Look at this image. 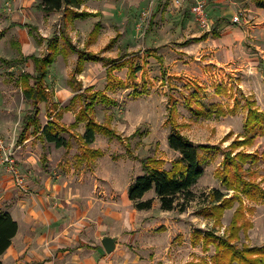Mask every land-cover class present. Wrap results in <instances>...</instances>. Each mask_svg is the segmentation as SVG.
<instances>
[{
    "label": "rangeland",
    "instance_id": "374dc122",
    "mask_svg": "<svg viewBox=\"0 0 264 264\" xmlns=\"http://www.w3.org/2000/svg\"><path fill=\"white\" fill-rule=\"evenodd\" d=\"M20 1L0 0V159L13 151L23 182L18 183L5 164L0 166V181L13 183L19 196L48 198L53 209L61 207L56 203L61 196L101 198L108 194L119 198L142 170L144 158L159 159L169 170L179 158L168 143V105L173 95L180 132L195 143L219 148L202 153L206 158L204 173L192 189V203L188 202L194 206L192 214L208 205L207 195L213 189L228 195L234 192L223 185L217 171L223 170V148L247 134L246 100L264 112V8L257 7L255 0H206L207 28L192 12L195 0H83L79 10L97 9L99 15L76 18V13H69L71 17L66 19L63 10L41 11L39 0L30 4ZM236 15L239 21H235ZM14 21L28 22L36 29L30 36L27 30L11 28ZM60 30H65L76 49L103 59H88L77 72V50L66 40L59 41L63 51L49 67L48 96L39 104V116L44 124L54 118L65 125L62 134L69 146L57 147L30 128L24 157L16 152L17 139L32 103L24 96L19 78L22 72L35 73L27 55L48 52L43 35L50 38ZM109 58L115 63L108 64ZM87 87L89 93L101 92L113 101L107 105L98 99L92 113L117 135L97 132L95 140L87 143L81 137L86 122L72 125L84 106L83 99L74 97ZM198 104L206 108L221 105L226 114L198 116L194 113ZM254 132L255 139L238 145L233 154L241 150L259 154L254 161L244 162L243 169L245 177L264 190V119ZM96 149L103 154L91 156V150ZM7 192L10 195L11 191ZM179 199L183 200L182 195ZM237 205L225 209L219 224L198 214L203 216L197 222L199 227H214L217 234L226 235ZM246 205L253 208L247 212L252 226L247 232L240 231L236 243L264 244V198L246 200ZM96 207L89 212L92 219L82 217L90 220L94 231L101 220L98 215L102 216ZM214 253L213 245L205 251L210 264ZM120 256L128 260L126 264H137L126 253Z\"/></svg>",
    "mask_w": 264,
    "mask_h": 264
},
{
    "label": "trees",
    "instance_id": "16d2710c",
    "mask_svg": "<svg viewBox=\"0 0 264 264\" xmlns=\"http://www.w3.org/2000/svg\"><path fill=\"white\" fill-rule=\"evenodd\" d=\"M83 0H41L39 7L46 13L54 11H65V19L69 13L76 17L90 15L88 12H76L82 5ZM257 7L264 8V0H255ZM21 27H29V31L33 32V27L28 24H20ZM61 37L77 50L79 56L77 60L76 71H80L82 64L86 60L103 59L93 53L85 52L76 49L72 44L64 30H61ZM60 36L54 34L47 40L48 52L42 56L31 54L26 56L31 59L34 64L35 73L22 72L19 82L24 93V96L31 101L32 110L26 114L22 120L21 131L18 135L17 143H23L28 136V130L33 129V132L49 142L55 143L57 147L69 146V142L63 136L62 131L65 125L57 123L54 118L49 119L45 124L40 119V102L45 101L48 96L46 88V78L49 67L55 62L56 58L63 49L59 48ZM108 64L115 63L112 59L107 60ZM135 71V70H134ZM91 88L87 87L84 91L74 97L84 100V106L76 114V122L72 125L85 121V132L81 135L87 143H92L95 140L97 132L106 135H117L116 132L100 124L93 116V109L98 99L109 105L113 101L101 92L89 93ZM136 91V90H135ZM196 92V91H195ZM194 96H197L194 94ZM174 96H169L170 104L168 105L169 116L168 123L171 132L168 136L169 146L177 151L180 156L173 163L172 169L162 167V161L153 157H146L142 161V174L136 176L128 188L129 198L134 202L137 209H149L153 205V198L143 199L145 193L154 189L157 197L160 199L161 208L163 210H173L178 208L180 211L186 209L188 202L194 195L192 187L197 183L198 179L204 173L203 163L206 158L203 157V151L210 149L219 150L216 146H208L206 144H198L190 140L187 136L182 134L179 126L175 122L176 105ZM87 101V102H86ZM249 110L245 120V130L247 134L243 140H234L227 147L223 148L222 153L224 158L222 161L223 170L217 171L218 176L222 177L223 185L226 188L234 190L231 195L224 193L218 188L213 189L207 195L208 201L204 207L198 209L197 213L205 217H212L215 219V224L221 222V218L226 208H231L238 203L235 208L234 215L229 227H226V235L217 234V229L201 230L197 228L193 232V243L202 241L203 251L210 250L211 245L215 248V253L211 256V264H264V244L251 245L243 242L238 245L236 241L240 239V231L245 232L252 226L250 219H247V212L252 211L251 206L246 205V200L258 201L264 198V190L261 186L250 178L247 179L244 175L243 163L249 159H257L259 154L249 153L243 150L233 152L241 143H249L255 139V128L263 123L264 112L258 110L255 102L246 100ZM233 112L236 110V105L232 108ZM194 113L198 116H221L226 114L223 106L218 105L206 108L198 104L194 108ZM251 133V134H250ZM134 132L131 136H135ZM91 156L97 157L103 154L102 150H91ZM80 159V155H77ZM251 160V161H252ZM182 195L183 200L179 199ZM18 230V223L12 215L0 209V256L11 245L13 237ZM0 264L2 261L0 259ZM184 264H210L207 258L201 257L198 260H190Z\"/></svg>",
    "mask_w": 264,
    "mask_h": 264
},
{
    "label": "crops",
    "instance_id": "0c3cea01",
    "mask_svg": "<svg viewBox=\"0 0 264 264\" xmlns=\"http://www.w3.org/2000/svg\"><path fill=\"white\" fill-rule=\"evenodd\" d=\"M40 1L38 8L43 11L39 7ZM20 2L33 3L32 0ZM76 11L90 13L76 18L93 17L99 12L97 9ZM20 24H28L36 29L28 22L14 21L10 26L27 30L31 36L29 27H21ZM54 34L60 36V41L63 40L61 30ZM43 37L46 41L49 39ZM70 41L73 44L72 39ZM26 140L24 144L17 143L16 149L24 157L28 151ZM140 174L142 170L135 177ZM134 178L122 190L119 198L108 194L101 198L61 196L56 202L61 207L57 209L51 207V201L46 197L19 196L13 183L0 181V196L3 195L0 209L9 212L18 223L11 245L0 256L2 264H126L128 260L120 256L123 253L130 255L129 259L137 264H184L204 257L202 241L193 243V232L197 228L204 230L197 223L203 220V216L192 214L194 211L190 208L194 206L190 204L183 211L178 208L163 210L154 189L143 197L153 198L152 207L137 209L128 194ZM196 185L198 183L193 187ZM7 191H11L10 195ZM83 205L86 208H82ZM92 206H99L94 209L102 214L97 217L101 218L97 231L93 230L90 220L82 218L85 215L92 219L89 213ZM193 223L198 226H193ZM105 236L115 240L116 246L112 252H107L102 244Z\"/></svg>",
    "mask_w": 264,
    "mask_h": 264
},
{
    "label": "built area",
    "instance_id": "2783aa9c",
    "mask_svg": "<svg viewBox=\"0 0 264 264\" xmlns=\"http://www.w3.org/2000/svg\"><path fill=\"white\" fill-rule=\"evenodd\" d=\"M206 7V0H195V3L192 5V12L201 26L209 28L210 19ZM234 19L235 21H239L240 17L236 15ZM16 163L13 151L5 152L4 156L0 159V166L5 164L6 168L13 174L15 180L21 184L23 177Z\"/></svg>",
    "mask_w": 264,
    "mask_h": 264
},
{
    "label": "water",
    "instance_id": "95a60500",
    "mask_svg": "<svg viewBox=\"0 0 264 264\" xmlns=\"http://www.w3.org/2000/svg\"><path fill=\"white\" fill-rule=\"evenodd\" d=\"M102 244L107 252H112L115 249V240L111 236H105L102 238Z\"/></svg>",
    "mask_w": 264,
    "mask_h": 264
}]
</instances>
